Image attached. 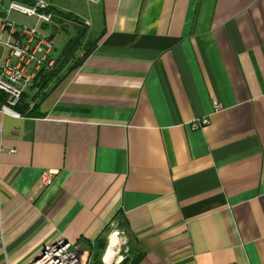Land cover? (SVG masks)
Segmentation results:
<instances>
[{"label": "crops", "instance_id": "crops-1", "mask_svg": "<svg viewBox=\"0 0 264 264\" xmlns=\"http://www.w3.org/2000/svg\"><path fill=\"white\" fill-rule=\"evenodd\" d=\"M89 3L48 4L91 53L37 114L0 111V264L100 236L104 264L113 233L110 264H264V0Z\"/></svg>", "mask_w": 264, "mask_h": 264}, {"label": "built area", "instance_id": "built-area-1", "mask_svg": "<svg viewBox=\"0 0 264 264\" xmlns=\"http://www.w3.org/2000/svg\"><path fill=\"white\" fill-rule=\"evenodd\" d=\"M50 4L35 0L33 5L10 1L0 16V49L5 51V58L0 64V93L5 100L0 108L3 114L19 117L15 107L22 95L33 85L43 71L53 67L55 62L54 43L47 32L54 24L53 14L47 13ZM35 18L33 26L18 23L9 18L10 14ZM31 107V106H30ZM219 110L218 105H214ZM209 124L207 118L191 123L193 130ZM13 153V151H11ZM43 183H51L50 175H45ZM87 256L79 244L58 238L47 243L38 255L28 264H86Z\"/></svg>", "mask_w": 264, "mask_h": 264}, {"label": "trees", "instance_id": "trees-1", "mask_svg": "<svg viewBox=\"0 0 264 264\" xmlns=\"http://www.w3.org/2000/svg\"><path fill=\"white\" fill-rule=\"evenodd\" d=\"M25 5H33L35 0H12ZM53 14V21L59 27H53L54 30H59L64 22H70L74 25L76 35L69 39L62 50L57 55L53 67L47 71L38 74L33 85L29 88L31 91L36 89L34 95L29 98L28 94H23L20 103L15 107V110L20 116H33L36 113V104L41 101L60 80V74L65 69L70 71L76 68L82 60H84L92 51L94 43L91 40L88 29L84 23L77 17L70 13H66L51 5L46 11ZM61 26V27H60ZM55 32V31H54ZM51 36H53L51 34ZM82 50L83 54L78 57L76 54ZM5 100V97H4ZM29 100V101H28ZM30 103L32 107L30 108ZM106 247V240L103 237H98L94 243V247L88 248V261L87 264H102L101 257Z\"/></svg>", "mask_w": 264, "mask_h": 264}, {"label": "rangeland", "instance_id": "rangeland-1", "mask_svg": "<svg viewBox=\"0 0 264 264\" xmlns=\"http://www.w3.org/2000/svg\"><path fill=\"white\" fill-rule=\"evenodd\" d=\"M42 1H44L45 3H51L52 2L55 6H57L58 8H61V10L63 9L66 11H73L75 13L77 11L80 14H84V12H86L91 7L89 0H42ZM8 2H6L4 6H7ZM10 18H11V20H14L16 22H19V23H22L25 25H29V26L30 25L33 26L36 22L35 18L25 17V16H21V15H17V14H11ZM81 18H83V17H81ZM75 35H76V30H75L74 25L70 22H64L62 27L59 29L58 34L53 39V43H54V46L56 47L57 53H58V51H61L62 48L67 43V41L69 39H71V37H74ZM1 52H2V56H3L4 52L3 51H1ZM57 53H56V55H57ZM77 53L78 54H76V55L78 57H80L82 55V50H79ZM34 92H36V89L34 90ZM122 243L123 244H121L119 246L118 251L123 249L125 242H123V240H122Z\"/></svg>", "mask_w": 264, "mask_h": 264}, {"label": "clouds", "instance_id": "clouds-1", "mask_svg": "<svg viewBox=\"0 0 264 264\" xmlns=\"http://www.w3.org/2000/svg\"><path fill=\"white\" fill-rule=\"evenodd\" d=\"M118 235H119L118 233H113L112 236L110 237V241H109L110 250L111 248L116 247V245L120 243L119 240L115 239V237H117ZM113 255H115V253H113ZM104 264H110V260H109L107 253L105 254V257H104ZM117 264H119V261H117Z\"/></svg>", "mask_w": 264, "mask_h": 264}, {"label": "bare ground", "instance_id": "bare-ground-1", "mask_svg": "<svg viewBox=\"0 0 264 264\" xmlns=\"http://www.w3.org/2000/svg\"><path fill=\"white\" fill-rule=\"evenodd\" d=\"M115 239L120 240L119 236L115 237ZM117 246H118V244L116 245V247L111 248V250H110L109 249V245H108V249H107V252L106 253H107L109 259L111 258L112 254L117 250Z\"/></svg>", "mask_w": 264, "mask_h": 264}]
</instances>
